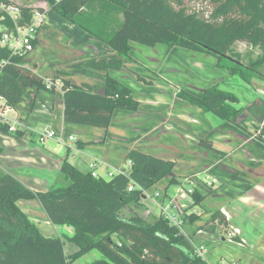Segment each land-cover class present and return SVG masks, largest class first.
I'll list each match as a JSON object with an SVG mask.
<instances>
[{"label": "trees", "instance_id": "1", "mask_svg": "<svg viewBox=\"0 0 264 264\" xmlns=\"http://www.w3.org/2000/svg\"><path fill=\"white\" fill-rule=\"evenodd\" d=\"M45 1L51 10L103 41L120 56L115 60L102 58L88 62L92 68L122 69L123 59L130 58L133 41L150 47L179 46L206 54L215 59L218 67L246 82L257 77L256 74L261 76L258 67L264 64V0ZM18 6L21 15L16 20L0 12V37L3 30L30 23L34 9ZM87 10L101 16L94 19ZM38 11L45 12L41 7ZM112 15L120 16L116 25L107 20ZM237 41L262 51L245 64L239 60L240 54L233 51ZM36 43L37 38L31 41L32 48ZM29 52H14L0 45V94L9 107H16L28 87L49 92L56 87L55 76L46 79L36 72L34 63L27 65ZM60 89L65 122L107 127L114 109L134 110L138 105L132 90L111 76L106 77L101 93L93 91L87 83L76 84L65 77L60 79ZM178 96L222 120H230L239 110L237 96L217 85L205 88L198 95L181 90ZM8 127V123L0 122V130L8 131ZM200 143L212 148L206 141ZM126 157L130 161L127 171L120 169L110 177L81 172L64 158L60 180L46 191H34L10 173L0 171V264H72L90 250H97L101 256L89 264H209L181 228L165 217L159 215L147 220L120 212L143 195L142 189L147 190L164 178L176 181L174 159L137 149H130ZM130 181L141 189L128 190ZM194 191L190 194L191 205H198L203 195ZM19 199H36L48 220L54 225L72 227V235L44 236L18 206ZM187 218L194 221L198 215L190 213ZM217 220L227 225L220 209L207 220L212 222V232L216 230ZM64 239L74 243L77 249L66 254ZM233 240L242 242L238 236Z\"/></svg>", "mask_w": 264, "mask_h": 264}, {"label": "rangeland", "instance_id": "2", "mask_svg": "<svg viewBox=\"0 0 264 264\" xmlns=\"http://www.w3.org/2000/svg\"><path fill=\"white\" fill-rule=\"evenodd\" d=\"M9 1L17 5L31 6L34 11L41 7L45 10V13L47 12L46 17L48 19L53 16L58 19L62 18L51 10L50 5L45 0ZM2 10L3 5H0V12ZM87 11L94 19L101 16L90 10ZM119 18V15H112L107 20L112 25H116ZM76 29L81 31L79 28ZM56 30H59V28L55 25L47 29L49 44L44 45L45 47L39 52L40 63L42 62L43 66L41 72L46 75L50 72L48 63L56 62L59 65L65 64L67 66L66 64L77 61L79 48L82 44H86L75 39L73 45L60 44L56 46L54 42ZM95 41V43L88 41V44H92L91 47L101 53L100 58L114 60L112 59L113 53H109L107 50V44L99 39ZM133 43L136 46L133 48L139 52V55L136 53L137 59H127L126 73L134 76L136 82L143 83L138 84V87L132 85L137 90L136 94L138 93L139 96L142 93L165 96L167 99L162 98V105L165 104L171 112L174 111L175 113L176 111L186 115L184 118H180V127L174 130L177 134L168 129V131L162 129L149 139V141L157 144L159 141L166 143V146L161 144L159 149H155L159 156L166 159H175L176 156H182L183 161L180 162L181 164L176 167L175 171L179 169V174L185 172L184 176H188L183 186L185 189H196V191L202 193L203 199L198 205H195V208H192L194 205H190L191 201H182L185 205L184 209L187 211L192 208L196 213L208 215L215 212L220 206L225 205L235 217L234 222L243 226V233L248 239V246L238 245L236 244L238 242L233 240L236 235L231 233L229 225H224L217 220L214 222L216 230L212 233L210 230L212 222L204 221L201 228L214 235H207L209 240L198 237L196 240L198 242L197 247L201 245L204 247L206 250L205 256L209 260H213V257L218 254L217 261H211L209 264H264V256L258 254V244L256 243L258 238L256 235L258 233L264 235V207L257 209L253 205L255 199L263 201L264 204V64L258 67L261 76L258 77L256 74L257 77H253L250 82H246L238 75H230L225 68L217 67L215 61H213L214 58L211 56H201L200 59H193L186 55L191 50L179 46L168 47L162 44H159L157 48L154 47L156 53L152 49L153 47ZM233 51L238 52L240 54L239 60L247 64L249 59H255L262 50L258 47H251L247 42L237 41L233 45ZM116 57L118 58L117 54ZM162 57L165 59L163 60ZM176 59L179 64H182V66L178 65L177 75L172 72ZM27 65L30 66V63H27ZM156 65L165 69L163 70L165 76L158 72L159 68ZM74 66H71V68ZM193 66H198V69L193 71L189 68ZM78 69L79 67H77ZM186 69L188 70L186 71ZM81 72V70H78L77 74ZM169 75L172 77L171 80ZM214 80L215 82H222L223 90L234 93L239 99L237 104L239 110L230 120H222L210 112L190 105L178 96V92L181 90L197 95L203 90L202 88H207L208 85L211 86V82ZM195 87L200 88L197 90ZM132 94L135 99L133 91ZM157 99L155 98V100ZM73 127L67 129V132L77 135L76 128ZM200 141H206L216 148L201 144ZM75 143L76 141L73 142V145ZM187 147L190 148V151H187ZM70 158H72V155H70ZM189 158L193 161L192 163ZM183 162L184 164H182ZM210 164L213 165V168L206 170V165ZM190 165L195 168L190 170L187 167ZM124 170L127 171L125 168ZM162 185L163 181L154 184L137 201L127 204L120 212L125 216L138 215L147 220H152L159 215L163 216L162 207L164 205L163 200L160 199L165 196V186ZM155 191L159 192V195H155ZM194 192L193 190L192 193ZM242 196H250L251 201L242 202ZM24 200L26 202L22 200V203H24L22 206L26 208L29 205L31 208H27L26 213L34 216L35 219H31L40 223V227L36 224L39 230L41 227L44 228L46 225L44 224L45 217L40 212L41 208H39L37 200ZM172 210L175 211L174 208ZM202 220L203 218L198 222ZM34 221L33 223H35ZM184 225L186 232H189L190 227H193L189 219L184 222ZM44 232L49 233L45 230ZM258 240L261 241L259 238ZM75 247V244L64 239L66 254L71 253V250Z\"/></svg>", "mask_w": 264, "mask_h": 264}, {"label": "crops", "instance_id": "3", "mask_svg": "<svg viewBox=\"0 0 264 264\" xmlns=\"http://www.w3.org/2000/svg\"><path fill=\"white\" fill-rule=\"evenodd\" d=\"M46 15L47 12L45 13V16ZM67 21L64 18L58 19L54 16L50 17V19L46 17L45 23L37 33L36 45L26 56V59L29 60L28 63H34L36 72H38L41 76L45 78L55 76L56 87L54 91L49 92L48 90H37L34 87H28L22 95L19 103L15 108H13V111L6 112L8 124L17 121L16 130H0V147L2 148V152L0 153V171L10 173L24 185L34 191H46L56 181L60 180V166L64 158H67V160L81 172L91 171L92 173L103 177H108L109 173H112L113 175L114 173L120 171V169L129 168L130 161L127 159L126 155L130 149H137L142 152L163 158L155 152V149H159L161 144L166 146V143H161L159 141L157 144L153 141H149V139H151L152 135L160 132L162 129L165 131L169 130L174 134H177L174 130L180 127V118H184L186 116L185 113L176 111L175 113L174 111L171 112L165 104L162 105V98L165 96L156 94L148 95L145 93H142L139 96L138 93L136 94L137 90L134 89L132 85L138 87V84L143 83L139 81L136 82L134 76L126 73L128 66L127 59H123L124 66L119 70H98L88 66V62L102 59L100 58L101 53L93 49L91 47L92 44H88V41L95 43L97 38L82 28L72 24L69 21L68 23ZM53 25L58 26L59 28V30L55 31L57 32L54 41L56 46H59L60 44L66 46L73 45L75 39L81 40L86 44H82V46L79 48L77 61L66 64L67 66H65V64L59 65L56 62H52L51 64L48 63L50 72H48L49 74L46 75L41 72L43 66L42 62L40 63L39 52L43 47L49 44L47 29ZM76 28H79L81 31ZM158 45L154 47L157 48ZM130 46V58H136V53L139 55V52L133 48L136 47L134 46L133 41L131 42ZM154 47L152 49H154ZM107 50L109 53H113L112 59H119L120 56L114 49L108 46ZM154 51L156 52L155 49ZM116 54L118 55V58L116 57ZM186 55L193 59H200L201 56L208 57L206 54L204 55L203 53L193 50H191L189 53H186ZM164 59L165 58H163V60ZM213 61H215V59ZM73 65H75V68H71ZM173 65L174 68H172V72L177 75L179 70L178 65L182 66V64H179L178 60L176 59ZM77 67H79L78 70L82 71L81 73L77 74ZM157 68H159L158 72L162 76H165L163 71L165 69H162L160 66H157ZM189 68L195 71L198 69V66ZM187 70L188 69H186V71ZM57 71H60V73H56ZM107 76L115 78L117 81L132 89L135 99H137L138 102L136 109H114L112 118L107 127L88 126L65 122L62 117L63 105L60 79L65 77L76 84L87 83L92 87L93 91L101 93L104 92ZM169 78L170 80L172 79L170 75ZM214 84L217 85L218 88L223 89L222 82H215L214 80L211 82V86ZM207 87H209V85ZM195 88L199 90L198 88L200 87ZM202 89L204 90L205 88ZM203 90H201L199 94ZM155 98L158 99L155 100ZM165 98L167 99V97ZM72 126H74L73 128H76L75 131H77V135H72L67 132V129L72 128ZM44 127H49L50 129L54 130L56 137L46 140L45 143H40L37 140L38 134L36 131H41ZM17 130H19V133L16 132ZM70 135L73 136L72 140L68 139V136ZM58 139L60 141H58ZM74 141H76L75 145H73ZM212 148L216 147L212 146ZM186 149L187 151H190L189 147ZM70 155H72V158H70ZM174 160L176 161V165L173 168V174L176 177V181L170 182L169 178H164L158 181H163L162 186H165L164 189L166 191V195L160 199L164 202H166L169 197L174 194L175 187H177V185H183L188 179V176H184L185 172L179 174V169L175 171L176 167H178L179 164H181L180 162L183 161L182 156H176ZM189 161L191 163L193 162L191 161V158H189ZM182 164H184V162ZM187 167H189L190 170L191 168H195L193 165ZM87 168L88 170H86ZM212 168L213 165H206V170ZM168 194L171 196H168ZM241 199L243 200L242 202L251 201L250 196H242ZM22 200L23 202H26L24 199H19L17 204L26 213L27 208H31L29 205L24 208L22 206L24 204L22 203ZM187 200L192 202L190 196L187 199H179L178 201L179 203H182V201L187 202ZM253 205L257 209L264 207L263 201L258 199L253 200ZM39 208H41L40 204ZM192 208H195V205ZM192 208L187 211L184 208L182 209L183 219L179 227L183 233L189 237L194 246L197 247L198 242H196V240L198 237L207 238V235H214L212 234L213 232H206L201 228L204 221H207L213 212L205 215L199 212L196 213V211ZM219 209L225 215L227 225H229L231 233L238 236L242 241L241 243L236 244L248 246V239L243 233V226L234 222L235 217L229 212L225 205L220 206ZM40 212L43 214V217H45L44 224L46 225L44 228L41 227L40 229L41 232L45 233L44 236L72 235V227L67 225H54L48 220L42 208ZM192 212L198 214V218L194 221H191L193 227H190V231L186 232L184 230V222L188 219L186 216ZM26 214L27 217L33 222L34 220L31 218H34V216L28 215L29 213ZM202 218L203 220L198 222ZM34 222L40 227V223L37 221ZM44 230L49 231V233L44 232ZM256 236L261 240L259 241L258 238L256 240V243L258 244L257 251L259 252L257 253L261 256H264V235L258 233ZM76 249L77 247L71 251L74 252ZM202 255L205 257L208 263H211V261L216 262L219 258L218 254L213 257V260L207 259L205 252H203ZM100 256L101 254L97 250H90L89 252L74 260L72 264H89L92 261L98 259Z\"/></svg>", "mask_w": 264, "mask_h": 264}, {"label": "built area", "instance_id": "4", "mask_svg": "<svg viewBox=\"0 0 264 264\" xmlns=\"http://www.w3.org/2000/svg\"><path fill=\"white\" fill-rule=\"evenodd\" d=\"M0 5H3L2 13L7 14L11 19L16 20L21 15V10L17 4H6L0 1ZM3 18V16H2ZM46 21L45 12L42 13L38 10L33 11L32 18L30 23L27 26L19 27L15 26L13 30H3V33L0 37V45L6 46L9 49L13 50L14 52H21V51H31L33 48L31 46V41L37 37L36 29L42 27ZM1 28V27H0ZM47 79V78H46ZM13 111L12 107H9L5 103V98L0 94V122L7 123V115L6 112ZM8 129L11 131L16 130L17 121H14L11 124H8ZM38 134V142L45 143L46 140L50 138L56 137V133L54 130L50 129L49 127H44L41 131H36ZM69 140L73 139V136H68ZM58 141H60L58 139ZM93 176H98L95 173H92ZM112 176V173L108 174V177ZM214 181V180H213ZM128 190L134 189H141L134 181H130L127 187ZM194 190V189H193ZM193 190L185 189L183 185H177L175 187V192L171 196L168 194L169 199L163 202V211L164 217L169 221V223H173L175 225L180 226L182 223V209L185 207L183 203H179V199H187ZM146 190L142 189V193H145ZM155 195H159V192H154ZM166 195V191H165ZM178 201V202H177ZM175 209V211L172 210ZM240 243V242H238ZM198 253L202 255L203 252L206 250L201 245L196 247Z\"/></svg>", "mask_w": 264, "mask_h": 264}]
</instances>
